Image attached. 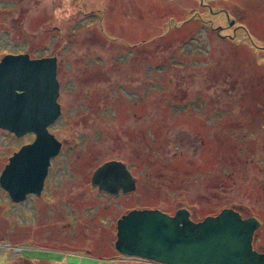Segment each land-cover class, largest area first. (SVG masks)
<instances>
[{
    "label": "rangeland",
    "instance_id": "1",
    "mask_svg": "<svg viewBox=\"0 0 264 264\" xmlns=\"http://www.w3.org/2000/svg\"><path fill=\"white\" fill-rule=\"evenodd\" d=\"M201 1L209 8L200 0H0V59L61 52L71 75L92 66L80 75L86 87L78 93L92 108L82 119L109 121L113 105L147 107L142 141L129 132L126 111L99 139L77 120L61 127L67 95L58 96L48 131L61 152L41 193L14 204L0 186V264H155L114 248L116 221L143 209L169 216L186 209L194 222L223 209L259 218L252 247L264 253V0ZM227 20L235 27L214 29ZM93 57L103 73L94 74ZM110 59L117 70L107 69ZM96 104L106 109L94 111ZM83 132L90 142L78 143ZM32 135L0 129V174ZM112 159L137 173L130 194L91 186L96 167ZM22 249L41 260L26 261Z\"/></svg>",
    "mask_w": 264,
    "mask_h": 264
},
{
    "label": "water",
    "instance_id": "2",
    "mask_svg": "<svg viewBox=\"0 0 264 264\" xmlns=\"http://www.w3.org/2000/svg\"><path fill=\"white\" fill-rule=\"evenodd\" d=\"M56 71L54 57L9 54L0 59V129L16 137L34 136L0 174V186L14 204L41 193L49 162L61 148L48 131L60 114ZM91 184L109 194L135 188L124 165L115 161L96 169ZM258 228L254 217L242 218L233 209L199 222L192 221L186 209L173 216L132 210L116 221L114 248L123 256L155 264H264V253L252 247Z\"/></svg>",
    "mask_w": 264,
    "mask_h": 264
},
{
    "label": "flooded vegetation",
    "instance_id": "3",
    "mask_svg": "<svg viewBox=\"0 0 264 264\" xmlns=\"http://www.w3.org/2000/svg\"><path fill=\"white\" fill-rule=\"evenodd\" d=\"M200 7L201 8H203V9H208L209 8V4L207 3V2H204V1H201L200 0ZM231 25H233V22L232 23H230V21L229 20H227L226 22H225V25L223 26V27H220V26H217V27H214V29L216 30H218V29H223V28H229V27H231ZM220 27V28H219ZM213 29V30H214ZM92 34H94V30H92ZM51 44V43H50ZM141 52H143V51H141ZM66 53V52H65ZM14 55H17V54H14ZM62 53L61 52H59L58 54H56L55 56H51V57H54V58H56V65H57V71H56V78H57V81H58V85H59V98L61 97V95L62 94H66L67 96H66V98L64 97L63 99H65V101L66 102H63V106L60 104V107H61V111H62V108L65 110L64 111V113H63V119H62V123H63V125L61 126V127H63L64 129H66V128H68V127H71L70 125V123L72 122V121H74V120H77V122H74L75 123V125H76V127H84V126H86V127H94V128H96V131L97 132H100L99 134H98V138L99 139H101V137L100 136H102L103 134L105 135L108 131L107 130H105L104 132H103V130H104V128L107 126V125H110V128L113 130L114 129V127L117 125V122H119L120 120H121V113L122 112H124V111H126V114H127V116H130V117H132L134 120L132 121V123H134V124H128L129 126L127 127V128H129V127H131L130 128V130H129V132L131 133V132H134L135 133V135H138V136H140L141 138H140V141H142L143 139V137H144V134L146 133V124H147V122H146V120H145V116H146V113H147V110H146V105L143 103V104H140V105H135L134 107H129V106H125V105H113V108L115 109L114 110V118L113 119H109V121L108 120H99V119H96V120H94L93 121V124L94 125H92L91 124V122H89V121H86V120H84V119H82V118H84L89 112H91L92 111V108L88 105V104H86L85 103V100L82 98V96H80V94L78 93L79 91H81L82 92V90L83 89H85V87H86V85H84L83 83H81V82H83V81H85V80H83V81H81L80 82V75L81 76H83L84 77V75H83V72H84V70L85 69H93L92 68V66H91V68L88 66V65H86V68L85 69H81L80 67L78 68V70L77 71H75L74 72V74H70L71 73V70H72V67L70 66H68V65H66V67L65 68H62L61 67V63H62ZM66 56V55H65ZM66 58L69 60V62L71 63V59H69L67 56H66ZM93 58H95L93 61H91V63H92V65L93 66H95L97 69H96V71H95V73L94 74H98V72H97V70H100L102 73L105 71V69H106V65H104V62H103V60L102 59H99V58H97V57H93ZM92 58V59H93ZM141 59H143V58H141ZM112 60L113 59H110V61H109V63H108V65H107V69L108 70H111V69H116L117 70V67H116V65H117V63H116V61H113L112 62ZM120 62L122 61V60H119ZM122 63H123V61H122ZM118 64H120V63H118ZM94 67V68H95ZM99 68V69H98ZM95 70V69H94ZM85 73V72H84ZM63 75H65L66 77H67V79L64 81V83H69L70 82V84H71V82H73V85L72 86H69V88L71 89V90H66L64 87H63V85H64V83H63V80H62V78H63ZM86 75V74H85ZM93 81V80H92ZM78 84V85H77ZM81 99V100H80ZM209 106H210V104H208ZM107 106V105H106ZM206 106L207 105H204V109L206 108ZM110 106H107V108H109ZM97 109V110H96ZM106 109V107L105 106H101L99 109H98V107H97V104H96V107L94 106V111H101V110H105ZM65 114V115H64ZM208 116H211V114L210 115H208ZM97 118H99V115H98V117ZM211 121V120H210ZM82 124V125H81ZM138 125V126H137ZM111 130V131H112ZM73 134H74V132H73ZM75 136H77V134L75 133V135L73 136V137H75ZM32 137H33V139H34V136L32 135ZM72 137V138H73ZM82 137H84V139L82 138V140L81 141H78V143H82V144H85V143H87V142H90V139L88 138V136L83 132V136ZM145 138V137H144ZM89 139V140H88ZM84 146V145H83ZM82 146V147H83ZM80 146L78 145V148H79ZM73 149V147H71L70 148V150H72ZM80 149V148H79ZM60 152H61V148H60V151H59V153L57 154V156H59L60 155ZM73 154V151H69V152H67L66 154H65V157H68V156H70V155H72ZM57 156H55V157H57ZM54 157V158H55ZM75 158V157H74ZM73 158V159H74ZM53 159V158H52ZM51 159V160H52ZM66 159V158H65ZM64 159V160H65ZM51 160H50V162H51ZM110 161H115V162H119V163H121V164H123L124 165V167H125V170L127 171V173L129 174V176L132 178V180L134 181V186H135V188H134V190L136 189V184H137V179L135 178V177H133V176H137L136 174L137 173H133L132 171H131V168L125 163V162H123V161H121V160H118V159H112V160H108V161H106V162H104V163H102V164H100L99 166H97L96 167V169H98L99 167H101L103 164H105V163H107V162H110ZM49 162V166L51 165V163ZM71 165H74V161H72L71 160ZM48 166V167H49ZM95 169V170H96ZM94 170V171H95ZM94 173V172H93ZM93 175V174H92ZM45 178H46V176H45ZM45 180V179H44ZM90 183H91V178H90ZM91 186L94 188V189H96L97 191H99L100 193H102V194H104V195H109V196H111V195H114V196H118V195H127V194H130V192L129 193H123L122 192V189H119L118 190V192H117V194H109V193H106L105 191H101V190H99V188L97 187V186H95V185H92L91 184ZM133 190V191H134ZM144 210V209H143ZM236 211V210H235ZM239 213V212H238ZM240 214V213H239ZM256 219V218H255ZM258 222H259V228L255 231V233H254V236H253V241L255 240H257V231L261 228V226H262V222L259 220V218H257L256 219ZM263 253V252H262Z\"/></svg>",
    "mask_w": 264,
    "mask_h": 264
},
{
    "label": "crops",
    "instance_id": "4",
    "mask_svg": "<svg viewBox=\"0 0 264 264\" xmlns=\"http://www.w3.org/2000/svg\"><path fill=\"white\" fill-rule=\"evenodd\" d=\"M206 23H209V22H206ZM231 27L232 28H234L235 27V24H233V25H231ZM225 29H227V28H225ZM226 38H228V39H232V38H229L228 36H226ZM20 253L22 254V256H20V257H23L24 259H26V261H28V262H30V261H39V260H41V259H39L37 256H35L34 254H33V251L32 250H28V252L26 251V250H24V249H22L21 251H20ZM31 263V262H30ZM48 264H52L51 262H47Z\"/></svg>",
    "mask_w": 264,
    "mask_h": 264
}]
</instances>
